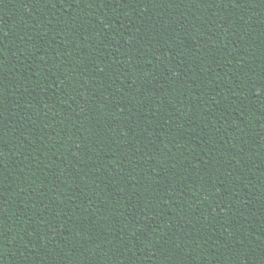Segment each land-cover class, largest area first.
I'll return each instance as SVG.
<instances>
[{
    "label": "trees",
    "instance_id": "obj_1",
    "mask_svg": "<svg viewBox=\"0 0 264 264\" xmlns=\"http://www.w3.org/2000/svg\"><path fill=\"white\" fill-rule=\"evenodd\" d=\"M0 264H264V0H0Z\"/></svg>",
    "mask_w": 264,
    "mask_h": 264
}]
</instances>
